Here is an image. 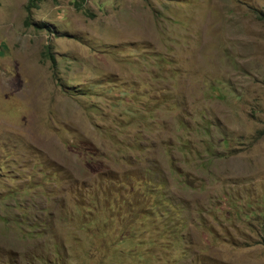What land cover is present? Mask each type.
<instances>
[{"label":"rangeland","instance_id":"obj_1","mask_svg":"<svg viewBox=\"0 0 264 264\" xmlns=\"http://www.w3.org/2000/svg\"><path fill=\"white\" fill-rule=\"evenodd\" d=\"M27 4L0 0V264H264V0Z\"/></svg>","mask_w":264,"mask_h":264},{"label":"trees","instance_id":"obj_2","mask_svg":"<svg viewBox=\"0 0 264 264\" xmlns=\"http://www.w3.org/2000/svg\"><path fill=\"white\" fill-rule=\"evenodd\" d=\"M39 1L40 0H28V4H27V7H26V10H27L28 14H30L32 9H35L37 7V3ZM252 12H253L254 17H255L256 20H258L260 22H264V11L252 9ZM26 26H28V23H26ZM47 56H48V59H49V62H50L51 70L55 71V68H56L55 59L52 57V55L49 52L47 53ZM257 137L259 139L264 137V130L259 131L257 133ZM260 244L264 245V240H261Z\"/></svg>","mask_w":264,"mask_h":264}]
</instances>
